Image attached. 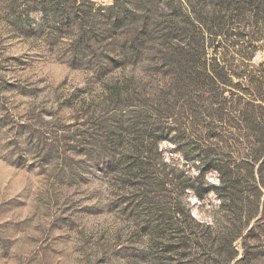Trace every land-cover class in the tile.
<instances>
[{
  "label": "trees",
  "instance_id": "1",
  "mask_svg": "<svg viewBox=\"0 0 264 264\" xmlns=\"http://www.w3.org/2000/svg\"><path fill=\"white\" fill-rule=\"evenodd\" d=\"M47 1L39 10L53 22L49 38L63 29L71 65L100 78L122 69L79 105L96 118L80 150L115 179L117 200L110 204L119 207L136 191L138 223L160 233V264L198 247L224 264H250L254 249L264 252V74L246 66L234 73L224 57L232 51L249 60L261 48L254 33H264V0ZM159 64L160 90L147 94L143 81ZM135 65L142 74L126 71ZM233 75L242 83H233ZM148 105L160 106V121ZM165 140L186 159L192 154L195 173L165 156ZM154 186L160 217L146 222L158 209ZM174 191L198 200L214 194L212 219L193 216L190 200L185 211L176 208L168 199Z\"/></svg>",
  "mask_w": 264,
  "mask_h": 264
},
{
  "label": "rangeland",
  "instance_id": "2",
  "mask_svg": "<svg viewBox=\"0 0 264 264\" xmlns=\"http://www.w3.org/2000/svg\"><path fill=\"white\" fill-rule=\"evenodd\" d=\"M39 2L0 0V264H160V233L138 223L136 191L119 198L125 200L119 207L112 206L117 200L115 179L80 150L88 147L96 121L85 108L79 109L80 102L97 96L103 78L111 80L122 69L113 68L100 78L71 65L65 32L60 28L49 38L53 22L43 18ZM94 2L107 5L112 0ZM254 37L261 48L251 59L226 53L224 63L232 72L246 66L264 74L263 31L259 28ZM125 68L143 73L138 65ZM151 72V79L143 81L147 94L160 90V64ZM241 80L232 77L233 83ZM158 107L148 105L160 121ZM160 146L191 174L197 171L191 153L186 159L168 140ZM156 172L160 174L159 164ZM206 177L217 180L214 171ZM152 188L151 200L158 209L146 222L160 217V187ZM168 199L183 211L190 200L192 215L204 221L212 219L218 204L212 193L198 200L191 192L174 191ZM253 252L250 264H264V252ZM191 253L161 263L224 264L208 249Z\"/></svg>",
  "mask_w": 264,
  "mask_h": 264
}]
</instances>
